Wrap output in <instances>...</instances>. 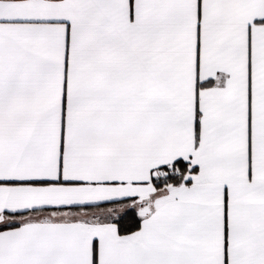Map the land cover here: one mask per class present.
<instances>
[{
  "label": "snow or ice",
  "instance_id": "obj_1",
  "mask_svg": "<svg viewBox=\"0 0 264 264\" xmlns=\"http://www.w3.org/2000/svg\"><path fill=\"white\" fill-rule=\"evenodd\" d=\"M0 264H264V0H0Z\"/></svg>",
  "mask_w": 264,
  "mask_h": 264
}]
</instances>
